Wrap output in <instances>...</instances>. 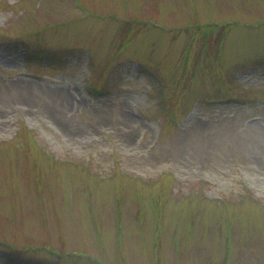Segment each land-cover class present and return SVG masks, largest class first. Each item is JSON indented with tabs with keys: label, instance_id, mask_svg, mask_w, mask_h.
Segmentation results:
<instances>
[{
	"label": "rangeland",
	"instance_id": "rangeland-1",
	"mask_svg": "<svg viewBox=\"0 0 264 264\" xmlns=\"http://www.w3.org/2000/svg\"><path fill=\"white\" fill-rule=\"evenodd\" d=\"M0 264H264V0H0Z\"/></svg>",
	"mask_w": 264,
	"mask_h": 264
}]
</instances>
